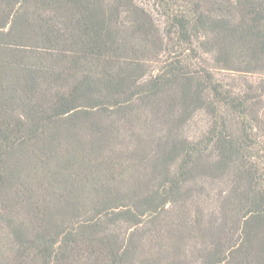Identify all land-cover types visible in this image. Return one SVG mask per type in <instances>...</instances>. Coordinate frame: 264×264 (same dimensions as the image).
<instances>
[{
    "label": "trees",
    "instance_id": "16d2710c",
    "mask_svg": "<svg viewBox=\"0 0 264 264\" xmlns=\"http://www.w3.org/2000/svg\"><path fill=\"white\" fill-rule=\"evenodd\" d=\"M149 3L0 0V264H264V0ZM164 96L180 124L203 113V134L166 138L155 176L110 139L78 144L91 208L55 198L73 154L53 165L34 141L78 117L138 119ZM196 173L225 184L229 238L183 246L202 210L191 231L160 217L193 199Z\"/></svg>",
    "mask_w": 264,
    "mask_h": 264
},
{
    "label": "rangeland",
    "instance_id": "374dc122",
    "mask_svg": "<svg viewBox=\"0 0 264 264\" xmlns=\"http://www.w3.org/2000/svg\"><path fill=\"white\" fill-rule=\"evenodd\" d=\"M135 1L144 7L150 5V0ZM169 102V96L168 98L164 96V98L159 100V103H155V109L151 106L147 107L141 113V115L143 114L141 117L138 119L128 117V121L118 119L117 117L106 120L96 115L86 116L84 118L78 117L67 124L57 127V129L47 131L40 139L34 141L36 144L34 143L32 146L35 151H43L46 147L48 150L51 148V153L53 154L49 156L53 158V165V160L55 162H61L63 159H59L60 157L65 158L66 154H70V156L73 154L70 159H73L71 161L74 164L72 163L67 171L76 173V176L73 179L74 176L64 175L68 180H63V183L61 182L54 190L55 198H58L57 196L63 198V196L69 195L67 198H63L68 202L67 207L75 204L77 207L78 205L83 206L86 210L91 208L89 190L92 184L89 183L90 179H86L88 165L84 164L85 162L77 163L76 156L72 153L71 149L76 148L78 144L83 146L88 143H98V139L107 138L110 139L112 145L125 150H131L134 153L132 154L135 160L128 161L127 163L131 165L137 164V171L134 173L136 177H142V175L155 176V173L152 172L154 170L153 160L161 148L167 145V142L171 143L176 141V139L171 138L174 137L173 133L176 132L178 138L186 137L189 139H197L206 130L208 124L207 117L203 113L197 112L190 119L180 124L178 120L181 117L178 116V113H174L175 116L172 117L173 113L169 109ZM151 109H154V112H151ZM105 128H110V134L105 133ZM53 136L54 140L52 138ZM50 138H52V144H49L47 141ZM166 138L170 140L165 142L167 140ZM207 176L209 175L196 173L195 177L197 178L189 182V186L193 190L191 192L194 196L193 199L187 198L186 201L169 207V212L161 213V224L165 226V231L167 230L168 233H173L169 229L181 228L180 224L183 220L191 224V227L185 230L191 231V228H196L193 222L195 219L194 215L197 210H202V213L200 212V216L202 214V220L200 218L198 224H201V228L204 227L203 231H191L187 239H182L184 240L183 246L190 244H197L199 246L202 243L212 244L216 242L217 238H220L221 242L229 238V232L227 231L229 228H227V222L224 221L229 213H224V210H226L223 199L225 197V184L212 181ZM40 178L41 175L38 172L36 179L39 180ZM36 179L34 181H37ZM152 182L153 180H150V183ZM120 203L126 204L129 202L126 200L120 201L116 202L115 205ZM220 211H223L225 217ZM184 212H186L185 217L183 216ZM227 221L229 222V220ZM169 236L170 238L164 237L166 238L164 239L165 243L173 245L175 241L178 242L175 235ZM262 248V243L258 244L254 249V253L259 254Z\"/></svg>",
    "mask_w": 264,
    "mask_h": 264
}]
</instances>
